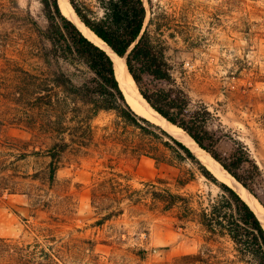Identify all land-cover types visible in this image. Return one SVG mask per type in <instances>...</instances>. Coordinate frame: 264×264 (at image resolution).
Segmentation results:
<instances>
[{
    "label": "rangeland",
    "instance_id": "374dc122",
    "mask_svg": "<svg viewBox=\"0 0 264 264\" xmlns=\"http://www.w3.org/2000/svg\"><path fill=\"white\" fill-rule=\"evenodd\" d=\"M15 1L19 10L10 0H0V171L7 166L17 175L8 182L19 193L0 198V238L17 251L30 245L34 264L42 261V248L58 264H242L227 237L210 239L194 222L183 227L174 211L153 207L146 196V185L160 187L157 179H162L172 192L197 194L194 205L206 206L221 194L217 184L187 158H176L139 129L125 128L114 113L101 112L92 121L89 149L62 155L58 189L32 180L49 162L33 151L44 154L50 141L28 128L41 116L34 108L30 76L37 65H48L33 55L36 34L26 11L39 29L45 30L47 22L41 0ZM153 4L167 26L162 39L169 45L177 83L193 102L206 104L216 114L220 121L214 129L221 123L247 145L264 170V0ZM61 67L74 75L75 83L83 80L75 68ZM136 145L154 151L152 157L165 155L171 164H158L151 155L137 156L132 151ZM230 147L225 140L219 150ZM19 154L23 159L17 160ZM111 172L135 191L134 201L141 200L133 204L125 198L123 213L102 222L106 213L93 207L92 193ZM179 181L189 183L180 187ZM66 194L70 201L62 200ZM7 255L0 253L3 264ZM182 256L189 257L180 261Z\"/></svg>",
    "mask_w": 264,
    "mask_h": 264
},
{
    "label": "trees",
    "instance_id": "16d2710c",
    "mask_svg": "<svg viewBox=\"0 0 264 264\" xmlns=\"http://www.w3.org/2000/svg\"><path fill=\"white\" fill-rule=\"evenodd\" d=\"M10 2L20 9L15 0ZM40 3L47 22L45 30L39 29L29 10L26 15L32 20L36 34L33 55L48 67L37 65L30 76L34 108L41 116L28 128L43 134L50 144L44 154L33 151L36 156L49 158V162L45 171L33 174L32 180H42L49 188L57 186L58 189L57 172L62 155L89 149L94 141L92 121L101 112L114 113L125 128L139 129L142 136L161 145L176 158H187L196 164L202 175L221 189L215 201L211 200L206 206L203 203L195 206L197 194L172 192L166 181L157 179L160 187L152 182L146 185V196L153 207L162 206L165 212L174 211L183 227L188 222L197 223L210 239L227 237L233 243L238 263L264 264V229L250 206L232 188L218 183L186 145L134 113L120 89L112 58L62 14L58 0H41ZM69 3L81 22L125 59L130 75L148 104L167 121L184 130L264 208V170L250 149L233 138L221 123L214 129L220 121L216 114L206 104L193 102L187 90L177 83L175 65L167 55L169 45L162 39L167 26L154 9L153 0H69ZM61 63L75 68L83 75V80L75 83L74 75L68 74ZM225 140L231 147L228 151H220L219 145ZM132 151L138 153L137 156H156L154 151L141 145L134 146ZM19 158L23 159L20 154L17 160ZM152 158L158 164H171L163 154ZM9 170L3 166L0 171V198L19 193L16 185H9L8 181L17 177ZM111 174L92 193L93 207L106 213L102 222L123 213L120 205L125 198L133 204L141 200L134 201L135 191L131 192V187L120 175ZM188 183L179 181L178 185L185 187ZM71 199L66 194L62 200ZM30 249L27 245L17 251L6 239L0 238V253L8 254L7 264H34L36 259ZM39 253L42 261L37 264H44L45 259L48 260L46 264H58L44 248ZM188 257L182 256L180 261ZM0 264H3L1 257Z\"/></svg>",
    "mask_w": 264,
    "mask_h": 264
},
{
    "label": "bare ground",
    "instance_id": "6f19581e",
    "mask_svg": "<svg viewBox=\"0 0 264 264\" xmlns=\"http://www.w3.org/2000/svg\"><path fill=\"white\" fill-rule=\"evenodd\" d=\"M59 5L62 8V12L65 17L74 23V25L82 32V34L87 37L91 42L101 47L106 53L112 58L115 65V72L117 79L121 81L118 77L120 70L123 72V79L127 87H123V91L127 96V101L132 109L138 113L140 116L144 117L148 121L154 123L155 125L164 129L168 134L174 137L179 142L186 145L191 152L196 156V158L207 167V169L221 182L227 184L231 187L261 218H264V208L258 202V200L240 183H238L229 173H227L219 163H217L209 153L201 149L193 139L181 128L167 121L164 117L152 110L147 103L143 100L139 88L132 76L130 75L126 61L124 58L118 57L110 47L104 43L100 38H98L93 32H91L78 18L73 8L69 4V0H58ZM119 83V82H118ZM121 85V84H120ZM121 89V88H120ZM264 223V222H263ZM264 225V224H263Z\"/></svg>",
    "mask_w": 264,
    "mask_h": 264
},
{
    "label": "water",
    "instance_id": "95a60500",
    "mask_svg": "<svg viewBox=\"0 0 264 264\" xmlns=\"http://www.w3.org/2000/svg\"><path fill=\"white\" fill-rule=\"evenodd\" d=\"M70 4V3H69ZM59 7H60V10H61V12L63 11L62 10V8H61V6L59 5ZM62 14H63V12H62ZM64 15V14H63ZM65 16V15H64ZM70 20V19H69ZM81 32V31H80ZM101 48V47H100ZM111 49V48H110ZM112 50V49H111ZM113 51V50H112ZM117 55V54H116ZM118 56V55H117ZM119 57V56H118ZM121 58V57H120ZM113 61V60H112ZM114 68H115V65H114ZM115 74H116V72H115ZM118 77H120L121 78V81H119V79H117L118 80V82H119V86H120V88H121V90H122V92H123V94H124V96H125V99H126V101H127V96H126V94H125V92L123 91V87H127V85H126V83L124 82V79H123V72H122V70H120V73H119V76ZM116 78H117V75H116ZM121 84V85H120ZM142 96V95H141ZM142 98H143V96H142ZM143 100L147 103V105L152 109V110H154L149 104H148V102L143 98ZM127 103H128V105H129V102L127 101ZM130 106V105H129ZM130 108L132 109V107L130 106ZM133 110V109H132ZM134 111V110H133ZM155 111V110H154ZM156 113H158L157 111H155ZM134 113L135 114H137L138 116H140L138 113H136L135 111H134ZM159 114V113H158ZM160 115V114H159ZM140 117H142V116H140ZM163 117V116H162ZM142 118H144V117H142ZM145 119V118H144ZM147 120V119H146ZM184 131V130H183ZM170 135V134H169ZM171 136V135H170ZM174 138V137H173ZM175 139V138H174ZM194 141V140H193ZM195 142V141H194ZM188 148V147H187ZM212 157V156H211ZM213 158V157H212ZM214 159V158H213ZM215 160V159H214ZM216 161V160H215ZM217 162V161H216ZM218 163V162H217ZM222 167V166H221ZM223 168V167H222ZM224 169V168H223ZM225 170V169H224ZM226 171V170H225ZM227 172V171H226ZM228 173V172H227ZM230 175V174H229ZM234 179V178H233ZM241 185V184H240ZM243 187V186H242ZM255 213V212H254ZM256 214V213H255ZM256 216H257V218L259 219V221H260V223H261V225H262V227H263V229H264V218L262 217L261 218V215H257L256 214Z\"/></svg>",
    "mask_w": 264,
    "mask_h": 264
}]
</instances>
